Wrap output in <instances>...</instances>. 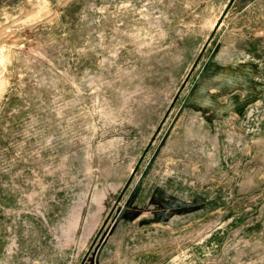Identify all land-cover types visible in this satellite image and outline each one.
Segmentation results:
<instances>
[{
	"label": "rangeland",
	"instance_id": "374dc122",
	"mask_svg": "<svg viewBox=\"0 0 264 264\" xmlns=\"http://www.w3.org/2000/svg\"><path fill=\"white\" fill-rule=\"evenodd\" d=\"M0 264H264V0H0Z\"/></svg>",
	"mask_w": 264,
	"mask_h": 264
},
{
	"label": "water",
	"instance_id": "95a60500",
	"mask_svg": "<svg viewBox=\"0 0 264 264\" xmlns=\"http://www.w3.org/2000/svg\"><path fill=\"white\" fill-rule=\"evenodd\" d=\"M225 15V12H223L220 16V18L218 19L216 25L214 26L213 30H212V34L210 35V37L207 40L206 45L209 43V41L211 40L212 36L214 35V33L216 32V30L219 28V26L221 25V22L223 20V17ZM205 49V48H204ZM186 79H188V77H186Z\"/></svg>",
	"mask_w": 264,
	"mask_h": 264
}]
</instances>
